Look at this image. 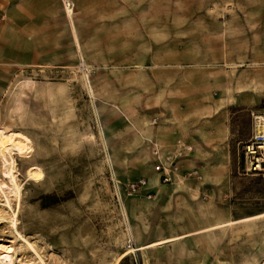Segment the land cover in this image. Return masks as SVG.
Wrapping results in <instances>:
<instances>
[{"label": "rangeland", "instance_id": "374dc122", "mask_svg": "<svg viewBox=\"0 0 264 264\" xmlns=\"http://www.w3.org/2000/svg\"><path fill=\"white\" fill-rule=\"evenodd\" d=\"M225 51L264 77V0H52L51 55L0 71V138L26 139L16 185L0 156V264H264V175L242 158L264 100L207 107L215 153L153 179L156 120H199L187 98L212 102L202 75ZM155 194L183 202L159 211Z\"/></svg>", "mask_w": 264, "mask_h": 264}, {"label": "crops", "instance_id": "0c3cea01", "mask_svg": "<svg viewBox=\"0 0 264 264\" xmlns=\"http://www.w3.org/2000/svg\"><path fill=\"white\" fill-rule=\"evenodd\" d=\"M227 36L231 37L232 35L228 33ZM224 46L232 49V39ZM51 51L52 0H0V71L12 72L16 68L25 65H35L42 56H50ZM233 57V51L230 53L225 51L224 56L220 57V61L224 64L220 63V66L202 75L205 77L206 83L215 90L213 97L210 96L209 98L212 102L207 103L205 101L207 99L195 94L190 95L189 99L187 98L191 106L198 108L196 110L200 115L198 116L199 120L192 118L185 121L180 117L156 120L157 125H154V128L158 137L155 138L159 142L156 151L174 149L179 141L181 144L192 147V156L194 157L198 153L214 154L215 152L210 149L216 147L213 144L216 137H226V134L224 135L223 129L217 130L215 124H220L219 120L207 121L202 119L203 116L201 115L209 110L207 107H213L214 112H220L233 106L249 109L264 100V82H262L264 77L260 78L252 68L247 70L237 69L235 71L233 65L237 63L234 62ZM192 79V77H189L184 82L187 83ZM207 124L211 128L205 129L204 127ZM154 173L153 179L162 182V173ZM173 174L171 173V184L179 180V176ZM142 201L158 207V210L161 211L165 208L176 209L180 207L183 199L181 196L173 194L166 196L155 194V196L152 195L148 199L143 197ZM163 207L164 209H162ZM187 235L180 237H186ZM177 239L178 237L150 240L136 250L148 249L156 244Z\"/></svg>", "mask_w": 264, "mask_h": 264}, {"label": "built area", "instance_id": "2783aa9c", "mask_svg": "<svg viewBox=\"0 0 264 264\" xmlns=\"http://www.w3.org/2000/svg\"><path fill=\"white\" fill-rule=\"evenodd\" d=\"M251 118L252 132L242 149L243 171L246 174L264 175V108L253 112ZM191 150L190 146L178 141L176 148L167 150L162 156L160 152H154L158 162L155 171L162 173L163 182H170V174L179 170V160ZM146 185L145 180H139L137 183L129 185L130 194L138 192Z\"/></svg>", "mask_w": 264, "mask_h": 264}, {"label": "bare ground", "instance_id": "6f19581e", "mask_svg": "<svg viewBox=\"0 0 264 264\" xmlns=\"http://www.w3.org/2000/svg\"><path fill=\"white\" fill-rule=\"evenodd\" d=\"M17 134H12L10 137L8 136L9 138H7L5 141H3L0 138V156L3 158V164L5 166H8L9 168H11V169L8 168L9 171L6 172L5 174H8V176L10 175L9 177L14 182V184H15V179H14V176L12 173L14 160H13V156L10 154L11 153L10 150H13L15 152L20 153L24 148H26V139L21 135L18 136ZM125 255H127V253L123 254V256H125Z\"/></svg>", "mask_w": 264, "mask_h": 264}]
</instances>
